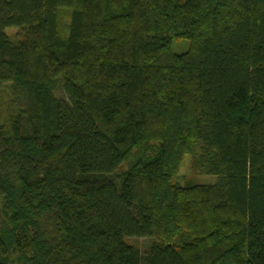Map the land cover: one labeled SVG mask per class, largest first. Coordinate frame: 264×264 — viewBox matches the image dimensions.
Returning a JSON list of instances; mask_svg holds the SVG:
<instances>
[{
    "label": "trees",
    "instance_id": "obj_1",
    "mask_svg": "<svg viewBox=\"0 0 264 264\" xmlns=\"http://www.w3.org/2000/svg\"><path fill=\"white\" fill-rule=\"evenodd\" d=\"M0 264H264V0H0Z\"/></svg>",
    "mask_w": 264,
    "mask_h": 264
},
{
    "label": "rangeland",
    "instance_id": "obj_2",
    "mask_svg": "<svg viewBox=\"0 0 264 264\" xmlns=\"http://www.w3.org/2000/svg\"><path fill=\"white\" fill-rule=\"evenodd\" d=\"M9 34H14L16 29L10 28L7 30ZM189 48L188 40H174L172 42V50L175 53H183ZM177 180L179 183L190 181V184H212L216 181V177L208 174L195 173L190 167V156L187 154L184 156L181 165L179 167ZM128 243L138 246L141 249L150 244V239H139V240H127Z\"/></svg>",
    "mask_w": 264,
    "mask_h": 264
}]
</instances>
